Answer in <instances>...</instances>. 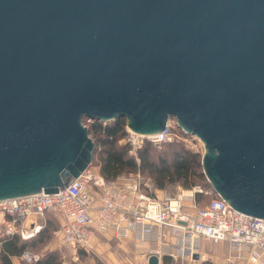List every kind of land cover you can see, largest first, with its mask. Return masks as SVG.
Masks as SVG:
<instances>
[{
	"label": "water",
	"instance_id": "95a60500",
	"mask_svg": "<svg viewBox=\"0 0 264 264\" xmlns=\"http://www.w3.org/2000/svg\"><path fill=\"white\" fill-rule=\"evenodd\" d=\"M119 117L175 119L214 191L264 218V0H0V199L68 186L83 118Z\"/></svg>",
	"mask_w": 264,
	"mask_h": 264
},
{
	"label": "built area",
	"instance_id": "2783aa9c",
	"mask_svg": "<svg viewBox=\"0 0 264 264\" xmlns=\"http://www.w3.org/2000/svg\"><path fill=\"white\" fill-rule=\"evenodd\" d=\"M94 121L102 126L109 122L83 118L86 126ZM177 131L175 119L151 134L134 132L124 124L118 141L128 144L129 154L138 161L136 152L143 143L182 139ZM49 213L58 219L51 237L62 258L68 253L77 257L80 251L95 253L98 236L110 234L145 251L144 264L150 255L157 257V264H193L203 258V241L228 245L220 264H264V218L236 210L209 183L179 184L171 193L139 170L93 179L86 168L58 191L0 199V255L7 238L35 237L46 226ZM45 253L25 249L10 258L12 264H34Z\"/></svg>",
	"mask_w": 264,
	"mask_h": 264
},
{
	"label": "trees",
	"instance_id": "16d2710c",
	"mask_svg": "<svg viewBox=\"0 0 264 264\" xmlns=\"http://www.w3.org/2000/svg\"><path fill=\"white\" fill-rule=\"evenodd\" d=\"M125 118H116L113 122L102 126L101 122L94 121L89 125V132L96 136L98 152L99 174L105 178H115L120 174L139 170L153 178L158 188H166L171 184H181L189 187L195 183L207 185L201 167V155L183 145L181 140H173L161 145L168 150L155 153L154 143L145 142L137 150L138 161L128 153V144H118V140L124 135ZM46 226L33 238L21 240L18 237H9L4 241L3 251L0 255V264H12L10 256L18 255L29 246L44 243L51 231L58 226V219L49 213ZM56 225H55V224ZM167 263V259L165 260ZM34 264H60L57 252L44 254ZM76 264V263H72Z\"/></svg>",
	"mask_w": 264,
	"mask_h": 264
},
{
	"label": "rangeland",
	"instance_id": "374dc122",
	"mask_svg": "<svg viewBox=\"0 0 264 264\" xmlns=\"http://www.w3.org/2000/svg\"><path fill=\"white\" fill-rule=\"evenodd\" d=\"M114 120L113 119L109 120V122H106V124L111 123ZM177 132H180L182 134V139H179V140H181V142H183V145L186 148H188L194 152H198L202 156L205 148H204V144L200 140V138H198L196 135H193L190 133H185L181 128H179V131H177ZM88 133H89V136L93 139V141L95 143V150H97L98 149L97 145H96L97 141L95 139L96 135L93 132H88ZM123 142L124 141H118L117 143L122 144ZM153 150L155 153H157V152L159 153V152H162V151L164 152V151L168 150V147H165L161 144H155ZM128 153H129V150H128ZM97 156H98V152H96V154L93 155L91 163L87 167L89 169L90 173L92 174L93 179H96L99 176H101L99 174V164H98ZM204 178H205V176H204ZM178 185H179L178 183L171 184L167 187V190L170 191L171 193H174V192H176ZM47 220H48V218H47ZM98 240H99L98 245L100 247L104 246V248L112 251L117 256V258L121 262V264H130L129 261L133 262L134 256L138 255L140 253V249L136 248L135 245L131 241L119 240V239H116L112 236L109 237V236H104V235L98 236ZM218 244L219 243H214L211 241L208 242V245H211V246H215ZM56 246H57V242L54 239H52V237L50 236L44 243L36 244V246H32V247L29 246L27 249L30 250L31 252H47L49 249H53L58 254L60 264H72V263H74V261H78L77 258H74L72 255H69V254H67L65 257L62 258L61 257L62 252L59 251ZM95 247H96L95 248L96 252L90 253V254H87L86 256H84L81 260L82 263L80 262L79 264H100V261L96 255L97 246H95ZM201 251L203 253H206V256L212 254V251L208 250L206 247H204ZM203 255L205 256V254H203ZM212 255H214V254H212ZM213 259L214 260L211 262H213L214 264H218L216 262V259L215 258H213ZM20 264H24V263L20 262ZM193 264H201V263L195 262Z\"/></svg>",
	"mask_w": 264,
	"mask_h": 264
},
{
	"label": "crops",
	"instance_id": "0c3cea01",
	"mask_svg": "<svg viewBox=\"0 0 264 264\" xmlns=\"http://www.w3.org/2000/svg\"><path fill=\"white\" fill-rule=\"evenodd\" d=\"M104 236H109L110 237L111 235L110 234H104ZM218 243H219L218 245L211 246V245H208L207 241L201 242V250L204 247H206L208 250L212 251V254H214V255L210 254V255L206 256V253H203L201 251V255H202L203 258H202V260L197 261V263L214 264L211 261H213L214 260L213 258H215L216 262L218 264H220L222 262L224 256H225V254L228 251V245L226 243H222V242H218ZM52 251L55 252V250L50 249L46 253L52 252ZM144 252L142 250H140V253L138 255L134 256L133 264H144ZM68 254L71 255L70 253H68ZM203 254H205V256H203ZM86 255L87 254L82 252V251L78 252V254L76 255L77 257L72 255L74 258L78 259V261H74V263L79 264L81 262L82 258L84 256H86ZM96 255H97V258L100 261V264H103V263H106V264H121V262L118 260L117 256L112 251H110L109 249L104 248V246L100 247L98 244H97V253H96ZM167 260L170 261L168 258H167Z\"/></svg>",
	"mask_w": 264,
	"mask_h": 264
},
{
	"label": "bare ground",
	"instance_id": "6f19581e",
	"mask_svg": "<svg viewBox=\"0 0 264 264\" xmlns=\"http://www.w3.org/2000/svg\"><path fill=\"white\" fill-rule=\"evenodd\" d=\"M200 141V140H199ZM201 142V141H200ZM202 143V142H201ZM204 256V255H203Z\"/></svg>",
	"mask_w": 264,
	"mask_h": 264
}]
</instances>
